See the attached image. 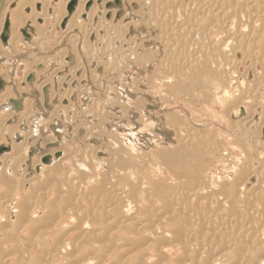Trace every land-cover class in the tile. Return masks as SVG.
Returning a JSON list of instances; mask_svg holds the SVG:
<instances>
[{"label":"bare ground","instance_id":"1","mask_svg":"<svg viewBox=\"0 0 264 264\" xmlns=\"http://www.w3.org/2000/svg\"><path fill=\"white\" fill-rule=\"evenodd\" d=\"M52 1L53 0H0L1 39L3 35V27L8 22L10 24V37L8 44L0 46V53L7 51L8 53L12 52V54L19 53L20 45L18 44H20L21 40L20 32H22L21 30L24 27H26V29H23V31H26L33 37V41L30 42L31 39L29 40L30 47H32V45H35L36 47L38 45L36 43H40V41L37 40V42L34 43V40L36 41L41 32H43L41 27L44 26V24H49V19L47 17L51 8L50 6H53ZM72 3H74V6L70 11L69 7ZM39 5L40 7L38 8ZM58 5V7H54V11L52 9L54 12L52 15H54L55 18H58L59 21L57 22H59V24H62L67 20L68 25L66 26L68 27L71 25L76 28L80 23L89 25V27H86L85 25L84 27L78 26L76 28L78 30L77 34L74 31V28L73 30H70L71 32H75L71 39H69L70 41L72 40L69 44H71L70 46H73L74 50H76L77 56L75 55L74 57L72 55L76 63L84 60L89 66L90 63L95 64V60L89 58V52L87 53V50L85 51L86 48L84 49L85 38H94L95 43L100 46H103L104 44L110 45V57L111 54L113 55V53H117L114 50L119 49V47H117L118 44L122 47L125 45V41L127 44L128 42L133 43L134 40L131 38H134L142 42V44L147 43L146 50H149V52L150 50H158V52H161L162 56L164 52H172L175 54V57L176 55L179 56L180 54H186L184 60L188 61V63L193 66L195 65L196 68L198 67L196 66L198 65V62L201 60L203 61L202 58H205V61H203L205 65L203 64L202 66H205L208 70L206 71L212 79L218 80V82L224 86L225 93L221 89L222 92L227 96L229 89H231V92L238 96L236 98L238 100H235L237 103L235 101L233 102L236 103L235 105L230 103L233 106H229L230 109H227L225 115L228 114L227 116L229 119L233 120V123L230 120V137L231 139L233 137V139H236L242 145L244 153L241 154V157L237 156L238 158H235L234 162L231 161V171L233 173H230L232 177L231 179H226L227 176H224L222 172H216L218 178L217 181L211 179L207 174L208 171H204L205 167L203 166L204 168L202 167L199 169L198 165H200L199 163L204 159L203 157H208L209 161V155L214 154L215 151L214 153H208L207 155H205L204 152H210L211 147H214L216 144L212 143V146L211 143L210 145H206L205 143H207V140L205 142V137L203 138L201 136L202 141L205 142H203L205 146L200 144L202 148L205 149L204 152L203 150L201 151L198 149L199 146H196L198 145L199 142L197 141H199L198 139L200 138H196L197 144H194L196 148L194 145L192 147H189L191 145L184 146L185 143L182 145L179 144V142L180 139L183 140V138L186 137V135L184 136L185 133L182 138L181 136L180 139L178 138L179 142L177 144H179L180 147H178L179 145L176 147L170 143L166 144L168 142L167 139L173 141L179 134L174 131L176 127L173 130L170 125L174 123V120L176 123V120L178 119L174 118L171 123V119L168 117L170 115L168 113V116L164 115L166 125L163 127H167V131H169V129L172 131H169L171 133H168L169 136L162 131L158 133L163 138L165 137L167 141L165 143L166 145L161 144L164 148L160 149L158 153L160 156H164L162 154H165L167 157H169L170 153V157H173V161L170 160V163L167 162L166 165H163L162 162L167 160H165V156L161 157L163 158V161L161 160V166H164V170L163 172H159L163 169L161 167L160 170L155 172L161 175L165 174L168 169L172 174L177 175L178 173L179 175L175 176L176 178L174 179V182L158 184L156 181L149 182V180L139 178L141 175L138 173L137 174L140 175L139 177L133 176V170H127L126 173H123V170L126 169V161L123 162L125 163V166H123L120 159L121 161H124V159H122V157L119 158V155V157H116L114 154H109L110 156L108 155L109 157L114 155L112 158L114 161H112L111 164L112 168L109 164L108 172L104 173L103 176L101 175L102 177H95L92 174L94 173V171L92 172V166H94L93 162L91 163L89 161V166L87 165V162L81 163L82 160L78 162V157L82 156L81 153H84V155L91 153L92 160L99 157V161L101 162L109 159L106 152H103L107 149L100 148L99 139L94 141L95 144H90L91 147H83V144V146H81L73 143L72 139L77 137L76 133H78V129L76 127L74 128L73 123V126H70V128L64 126V111L58 108L59 106L65 105H63V102H70V100L65 99L66 96L64 94L70 89L67 87V89H64L65 92H62V89L60 92H53L54 84L50 82L46 83L42 80L43 78H48L50 76H47L49 68H44V64H42L44 67L33 72L34 80L31 84H22V82H24V80H22L18 85L17 83L2 79L4 82V91L0 93V107L4 106V110H10V113L12 114H8L9 116L6 118H3V115L0 116V122H3L4 124L5 122H9L10 125V130H6L5 132L8 134L7 136H4V133L1 132V130H3L1 129L3 125L0 127V148H6V151L0 153V264H264V94L262 95L259 93L261 90L260 88L264 87V0H58ZM8 7L12 8H10L11 11L7 10ZM28 10H30V13H28ZM46 28L43 30H47ZM141 30L143 32H140ZM65 34H67V31ZM131 35L133 37H131ZM43 38L46 37L43 36ZM56 42H58V40ZM59 42L55 44L58 45ZM95 43L93 45H96ZM167 43H170V48L166 46ZM64 45L65 42L63 43V46ZM138 45H135L136 48ZM93 47L95 48V46ZM136 48L133 49V53H135ZM154 51L153 53L155 54ZM78 53H81L79 54L80 56H78ZM153 53L151 52L150 54ZM59 54L62 53L59 52ZM27 55L26 57L29 59ZM32 55V58H34L35 55H39L41 58L40 61L44 63L51 61L50 58L43 57V53L41 55L39 53H34ZM52 56L57 57L55 54ZM240 56H242V60H240L241 58L239 59ZM175 57L174 60L176 61ZM52 59L54 61V58ZM166 59L167 58L165 57V61ZM35 60L36 59H34V61ZM182 60H180V62ZM106 61L105 58L104 62ZM248 61H253L252 67L255 66V69H260L259 78L261 82L256 84L257 80H254L255 83L253 84L252 82L253 86L251 88H247L248 86L245 87V79L244 81H241L244 78L241 73L242 68ZM114 62L113 67L115 65ZM97 63L98 62H96V64ZM39 64H41V62ZM73 64L75 63H72V65ZM82 65L85 64L82 63ZM98 65L106 67V63H99ZM59 66H61V64ZM110 68H108L109 73ZM161 68L159 69L161 70ZM192 68H190L191 71H193ZM120 70L122 71L125 69L122 68ZM200 71H202V69ZM200 71H198V73ZM76 72L80 73L79 69L73 68L67 73L68 75L65 77L63 75L64 78L61 79L65 80L68 77L67 85L69 82L71 83V80L73 81L75 79ZM118 72L120 71L118 70ZM83 73L84 72L80 73L81 82L86 86L92 85L93 81H90L91 79L89 76L90 80L86 78L85 75H82ZM177 74L180 73L178 72ZM208 74H204L205 78L206 76L208 77ZM26 76H29V74ZM100 76L98 77L100 78ZM98 77L97 79H99ZM39 79L41 82H38ZM50 79L51 78L49 77L46 81H49ZM181 79L183 80L182 74L180 80ZM184 79L186 81V77ZM205 80H207V78ZM74 81L79 80L77 79ZM108 81H110V79ZM135 84L137 85L136 82ZM55 86H60V88H62V81H58ZM93 86H91V88ZM187 86L189 85L187 84ZM45 88L49 89L48 103L53 105V108L50 111L46 110V100L44 96ZM76 88H78V86ZM34 89H36L38 93L37 98L30 97V94ZM96 89L97 88L94 87L93 90ZM78 90H80V88ZM188 94L187 96H189ZM97 95L95 97H97ZM182 95L184 96L183 93ZM193 97L195 98V96ZM189 98L191 99V97ZM12 100L20 102V111L14 110V103H11ZM85 101H89L88 97H86ZM33 104H36V108L33 107ZM102 105L104 104L102 103ZM68 106L69 105H66L65 107L67 108ZM251 106L253 107V111L249 110ZM197 109L199 110V108H196V110ZM44 112L47 116L43 115ZM206 112H208V110ZM83 113L80 112L81 115ZM83 115L84 116H81L82 120H86L84 118L88 115ZM219 115L220 114H218V116ZM77 116L78 115H76V117ZM237 117H241V120H238L239 122H242L241 125L239 124L242 128L241 130H236L237 128L235 129L233 126ZM160 118L152 117V119H154L152 123H156L158 120L161 121ZM103 119L104 118L102 117V120ZM36 121L37 123H35ZM179 121L180 120L177 122L179 123ZM32 124L36 127L32 128ZM45 124L46 126L50 124L47 131L50 133L52 132V140L47 141L44 138L45 132L43 133V128L42 131L38 133L40 125L44 127ZM174 124L172 126H176ZM194 124L195 126L197 125L196 123ZM51 125L54 127H51ZM187 126L189 127L190 125L188 124ZM194 127L193 130L195 131ZM199 127L197 128L200 129ZM201 128L203 129V127ZM66 129L68 132H66ZM186 129L188 130V128ZM176 130L178 131V129ZM189 131L185 132L189 135ZM183 132L184 131H181V133ZM57 133L59 137L56 136ZM83 133L85 132L80 130V136ZM94 133L95 132L88 131L87 136L84 134V137L88 140L93 139ZM188 135L186 137L187 139L190 137H188ZM191 138L189 140H191ZM106 139L107 138H105V140ZM110 142L112 141L110 140L109 143ZM100 143L102 142L100 141ZM105 143H107V140ZM111 145L112 144L110 143V147H112ZM113 148L115 149V147ZM120 149L118 153H120ZM121 150L123 151L124 149ZM115 151H118V149ZM131 153L132 152H130V154ZM154 153L155 152H152V154ZM218 154H220V152ZM94 156L97 158H94ZM45 157L50 158L48 163L44 162ZM125 157L127 156L125 155ZM167 157L166 159H168ZM131 159H133V156ZM222 160H225V158ZM110 161L107 163H111ZM68 162H73V165H76L78 171H84L88 174L84 176L82 183L78 184L77 182H70L66 185H61L60 182H58L60 174L68 175L73 170L71 168L68 169L69 166L67 168L65 167V164ZM215 162H213V164H215ZM128 163L131 162L129 161ZM135 163L137 164L138 162ZM157 163L159 164V162ZM138 165L140 166L139 163ZM95 166L97 167V164ZM148 166L146 163L145 167ZM129 167H127V169ZM133 167L134 165L131 169H133ZM117 169H120L122 172ZM154 170H156V168ZM46 172L52 173L54 176V180H52V183L49 186L47 183L42 182V175ZM84 172L82 173L85 174ZM142 172L144 173V170ZM236 172L237 174L234 175ZM17 176L20 178L19 180H17ZM144 176L146 177L147 174H144L141 177L145 178ZM46 180L48 181V179ZM50 182L51 181L48 183ZM252 183H254V185L249 187ZM51 189H56L59 194H62L60 200H58V203L62 202L59 204L61 205L60 210L56 208V205L58 204L56 201L47 200ZM58 192H56V196H58ZM42 194L45 195V198L42 197V205L40 206L47 209L46 216L44 218L42 216L34 218L35 211L39 207L38 201ZM69 222L75 224L72 230L76 232L77 236L74 241L73 238L75 237L71 239L72 242L69 241L70 243L66 244V239L69 238V233H67V231L69 232V230H67L66 233H63V230L65 229H63V227Z\"/></svg>","mask_w":264,"mask_h":264},{"label":"rangeland","instance_id":"2","mask_svg":"<svg viewBox=\"0 0 264 264\" xmlns=\"http://www.w3.org/2000/svg\"><path fill=\"white\" fill-rule=\"evenodd\" d=\"M53 3V6H50V10L48 12V19L47 21L49 22V26L48 25H45L41 27V30L43 32H41V36L39 35L38 38L36 39V41L34 40V43L37 42V40L40 41L37 42L36 44H38L36 47L35 45H32V47H30V42L33 41V37L30 36V39L26 38L25 35H23V29H26V27H24L20 32V51H18L19 53H14L12 54V52H1L0 53V81H2V79H6L10 82H14V83H17L19 85V83L24 80V82H22V84L24 83H28V76H26L27 74H33V72L35 71H38L41 67H44L42 64L45 65L44 68H49V71L47 72V76H49L51 79L49 81H46L49 79V77H45L43 78V82H50L53 85V92L57 93L60 92V90L62 89V92H65L64 89H67V87L71 90H67L64 94L66 96L65 99L67 100H70V102L68 101H65L63 102V105L64 106H59L58 108L59 109H62V111H64V120H65V123H64V126L66 128H70V126H73L74 125V128L76 127L78 130V133H76V136L77 137H74L72 140H73V143L75 144H79L83 147H91V145L94 143L95 144V140L96 139H99V144H100V148H104V149H107V150H104L103 152H106L107 156L109 154H114L116 157H119L122 159H124V161L120 159V162H125L123 163V166H125V170H123L122 168H120L121 170H123V173L127 172V170H133V176H137L139 177L140 175H146L150 178H148L147 176L145 178L143 177H139V178H142V179H145V180H149V182L151 181H156L158 184H162V183H172L174 182L175 180V176L179 175L177 173L176 174H172L170 171H167L165 172V174H158L157 172L155 171H158L161 169V167L163 168L164 166H161L162 164L163 165H166L167 162H169L170 160H172L173 157H170L171 154L169 153V157H167V155L165 154H162L165 156V160L167 161H163V158L161 157H164V156H160L158 151H160V149H163L164 147L161 146V144H173L175 145L176 147L179 145V144H184V146H189V147H192L194 144H197L196 146H199L198 149H200L201 151L203 150V152L205 151L204 148H202V146H205L206 145H210L211 143V146L213 144H216L214 145V147L212 146L211 147V151L210 152H204L205 155H207L208 153L211 154V153H215L214 154H211L209 155V161H208V157H203L202 161L199 163L200 165H198L199 169H201L203 166L204 168V171L207 172L208 171V176L213 179V180H218L217 178V173L216 172H222V174L224 176H227L226 179H231V174L232 173V162H234L235 158H238V157H241V154L244 153V149L242 148V145L236 140V139H231L230 137V130H229V127L231 126L230 123L232 121L233 123V120L232 119H229V117L227 116L228 114L225 115V113H227V109L229 108L230 109V105L231 107L233 105H235L237 102L238 99H236L238 96H236V94H234L233 92H231L232 90L229 89V93L228 95L226 96L224 93H225V88H223L224 86L218 82V80L216 79H212L210 77V75L208 74V70L205 68V66L203 67L202 65L204 64L203 61H205V58H202L203 61L201 60L200 62H198V66L197 68L195 67V65H191L190 63H188V61L184 60L185 59V55H182L180 54L179 56L176 55L175 57V54H173L172 52H164L163 53V56L161 55V52H158V50L154 51L155 54L153 53L152 50H146V44H142V42L138 41L137 39H134V38H131L132 40H136L135 42L133 41V43L131 42H128V44L126 43L125 41V45L120 47L119 44L117 45V47H119V49H115L114 51L117 52V53H113V55L111 54V57H110V45L108 44H104L103 46H100L98 45L97 43H95V39L94 38H85L84 40V49L85 51L90 55L89 58H92L95 60V64L94 63H90V66L87 65L84 60L82 61H78V63H76V61L73 59V56L75 57V55L77 54L76 53V50H74L73 46L71 47L69 44V42H71L69 39H71V37L75 34H77L78 30L76 29L78 26H83L84 25L86 27H89L88 24H85V23H80L76 26V28H74L75 26H66L68 25L67 24V20L64 22V23H60L57 22L59 21L58 18H55L54 15H52L54 12V7H58V0H53L52 1ZM184 3V1H183ZM40 7V5L38 6V8ZM11 7H8V11H11L10 9ZM53 9V11H52ZM52 12V13H51ZM28 13H30V10H28ZM51 20V21H50ZM39 22V21H38ZM42 24V23H41ZM43 25V24H42ZM48 26V27H47ZM59 26V27H58ZM47 27V28H46ZM65 27V28H64ZM67 27V28H66ZM4 28L5 26L3 27V32H4ZM44 28H46L47 30H43ZM74 28V31H70V30H73ZM69 31H68V30ZM55 30V31H54ZM49 31V32H48ZM66 33L67 31V34ZM52 32V33H50ZM54 32V33H53ZM62 32V33H60ZM140 32H143L142 30ZM43 34V35H42ZM53 34V35H52ZM72 34V35H71ZM132 34V32H131ZM157 34V33H156ZM159 34V33H158ZM63 35V36H62ZM103 35V34H101ZM46 37V38H43ZM138 36V35H137ZM32 37V38H31ZM53 37V38H52ZM61 37V38H60ZM131 37H133L131 35ZM51 38V40H50ZM49 39V40H48ZM66 39V40H65ZM23 40V41H22ZM30 40V42H29ZM45 40V41H44ZM55 40V42H54ZM58 40L59 44H55V43H58L56 42ZM22 41V42H21ZM93 41V42H92ZM26 42V43H25ZM44 42V43H42ZM65 42V45L63 46V43ZM74 42V41H73ZM28 43V44H27ZM52 45H51V44ZM96 44V45H93V44ZM131 45H130V44ZM137 43V44H136ZM139 43V45H138ZM141 43V45H140ZM24 44V45H23ZM49 44V45H48ZM62 44V45H61ZM91 44V45H90ZM129 46H127V45ZM4 46L3 42H2V39L0 37V46ZM45 45V46H43ZM67 45V46H66ZM90 45V46H89ZM134 47H133V46ZM135 45H138L137 48ZM29 46V47H28ZM34 46V48H33ZM61 46V47H60ZM95 46V48L93 47ZM132 46V47H131ZM168 48H170V43H167L166 45ZM48 47V48H47ZM59 47V48H58ZM98 47V48H97ZM103 47V48H102ZM125 47V48H124ZM139 47V48H138ZM141 47V49H140ZM145 47V48H144ZM31 48V49H30ZM61 48V49H60ZM66 50H65V49ZM100 48V50H99ZM102 48V49H101ZM130 48V49H128ZM134 48L135 49V53L134 52ZM143 48V49H142ZM29 49V51H28ZM48 49V50H47ZM52 49V51H51ZM55 51H54V50ZM60 49V50H58ZM72 49V50H71ZM92 49V50H91ZM96 49V50H95ZM98 49V51H97ZM122 49V50H121ZM31 50V51H30ZM37 50V51H35ZM42 50V51H41ZM104 50V51H103ZM106 50V51H105ZM117 50V51H116ZM129 50V51H128ZM141 50V51H140ZM56 51H59L60 53L62 54H59V52H56ZM63 51V52H62ZM67 51V52H66ZM92 51V52H91ZM96 51V52H95ZM121 51V52H120ZM16 52V51H15ZM30 52V53H29ZM65 52V53H64ZM73 52V53H71ZM102 52V53H100ZM106 52V53H105ZM123 52V53H122ZM140 52V53H139ZM153 53V54H150V53ZM158 52V53H156ZM34 53H39L40 55L43 53V57H46V58H50L51 61H48V62H42L40 61L41 58L39 55H35L34 58L32 54ZM48 53V54H47ZM57 55V57L55 56H52V55ZM166 53H167V56H166ZM2 54V55H1ZM17 54V55H16ZM25 54V55H24ZM28 54V55H27ZM30 54V55H29ZM47 54V55H45ZM79 54L81 53H78V56H80ZM102 54V55H101ZM119 54H122V55H119ZM140 54V55H139ZM145 54V55H144ZM159 54V55H157ZM5 55V56H4ZM8 55V56H7ZM23 55V57H22ZM26 55L29 57V59L26 57ZM51 55V57H50ZM73 55V56H72ZM129 55V56H128ZM13 56V57H12ZM32 56V57H31ZM59 56V57H58ZM65 56V57H64ZM72 56V57H71ZM77 56V55H76ZM104 56V57H102ZM120 56V57H118ZM122 56V57H121ZM141 56V57H139ZM161 56V57H159ZM178 56V58H177ZM10 57V58H9ZM19 57V58H18ZM21 57V58H20ZM25 57V58H24ZM39 57V58H38ZM97 57V59H96ZM101 57V58H100ZM110 57V58H109ZM165 57L167 58L166 61H165ZM171 57V58H169ZM174 57L176 59V61L174 60ZM27 58V59H26ZM38 58V59H37ZM54 58V61L53 59ZM60 58V59H58ZM64 58V59H63ZM105 58H106V62L105 61ZM119 58V59H118ZM164 58V59H162ZM241 58V59H240ZM34 59H36L34 61ZM183 59V60H182ZM240 60H242V56L239 57ZM28 60V61H27ZM31 60V61H30ZM62 60V62H61ZM104 60V61H102ZM110 60V61H108ZM124 60V61H123ZM168 60V61H167ZM180 60H182L180 62ZM116 63H115V62ZM174 61V62H173ZM23 62V63H22ZM41 62V64L39 63ZM67 62V63H66ZM71 62V63H70ZM96 62H98L96 64ZM111 62V63H110ZM113 62H114V67H113ZM129 62V63H128ZM158 62V63H157ZM161 64H160V63ZM184 62H187V63H184ZM251 62V63H250ZM29 63V64H28ZM31 63V64H30ZM34 63V64H33ZM37 63V64H36ZM54 63V64H53ZM65 63V64H63ZM72 63H75L72 65ZM85 64V65H82ZM102 64V63H106V67L105 66H99L98 64ZM118 63V64H117ZM167 63V64H165ZM180 65H179V64ZM202 63V64H201ZM253 61H248L244 67L242 68V75L244 76V78L241 80V81H244L245 79V87L247 88H251L253 86V84L255 83L256 81V84L260 83V69H255L253 66ZM27 64V65H26ZM61 64V66H59ZM123 64V65H122ZM160 64V66H159ZM174 64V65H173ZM4 65V66H3ZM41 65V66H40ZM56 65V66H55ZM71 65V66H69ZM76 65V66H74ZM80 67H79V66ZM94 65V66H93ZM97 65V66H96ZM104 65V64H103ZM108 65V66H107ZM190 68L193 69V71L190 70ZM205 65V64H204ZM15 66V67H14ZM28 66V67H26ZM30 66V67H29ZM48 66V67H47ZM69 66V67H68ZM74 66V67H73ZM78 66V67H77ZM82 66V67H81ZM93 66V67H92ZM96 66V67H95ZM178 68H177V67ZM181 66V67H180ZM11 67V68H9ZM65 67V68H64ZM88 70H86L85 68ZM88 67V68H87ZM96 69H95V68ZM105 67V68H104ZM111 67V68H110ZM118 67V68H116ZM162 67V68H161ZM188 67V68H187ZM200 67V69H199ZM30 70H29V69ZM56 70H55V69ZM63 68H64V71H63ZM68 68V69H67ZM73 68H78L79 69V72H84L82 75H85L86 78L89 79L90 77V81H93L92 85H88L90 86H86L84 83L81 82V79H80V73H77L76 72V76L73 78L74 80H79V81H72L71 80V83L69 82L67 85L66 83L68 82L67 79L65 80H62L66 75H68L67 73H69ZM91 68V69H90ZM98 68V70H97ZM100 68V70H99ZM110 68V73L108 72ZM124 68L125 70H120ZM128 68V69H126ZM148 70H147V69ZM161 68V70L158 69ZM168 68V70H167ZM195 68V69H194ZM53 69V71H52ZM61 69V71H60ZM90 69V70H89ZM157 69V70H156ZM170 69V70H169ZM176 69V70H175ZM202 69V71H200ZM203 69H204V72H203ZM15 70V71H14ZM85 70V71H84ZM93 70V71H92ZM95 70V71H94ZM118 70L120 72H118ZM187 70V71H186ZM195 70V71H194ZM197 70V72H196ZM207 70V71H206ZM246 70V71H245ZM7 71V73H6ZM12 71V72H11ZM29 71V72H28ZM55 71H58V72H55ZM114 71V73H113ZM149 71V72H148ZM152 71V73H151ZM154 71V72H153ZM164 71V72H163ZM166 71V72H165ZM169 71V72H168ZM173 71V72H172ZM177 71V72H176ZM184 71V72H183ZM198 71H200L198 73ZM28 72V73H27ZM98 72V73H96ZM102 72V73H100ZM168 72V73H167ZM180 73V74H177V73ZM183 72V73H181ZM190 72V73H189ZM192 72V73H191ZM207 72V73H206ZM246 72V73H245ZM65 73V74H64ZM88 73V74H86ZM147 73V74H146ZM164 73V74H163ZM175 75H174V74ZM198 73V74H197ZM204 73L205 75L208 74V77L206 76L207 80H205V75L202 74ZM245 73V74H244ZM5 74V75H4ZM14 74V75H13ZM53 74V75H52ZM93 74V75H92ZM98 74V75H97ZM103 74V75H102ZM107 74V75H105ZM114 74V76H113ZM146 74V75H145ZM181 74L183 76V80L181 79L180 80V77H181ZM186 77V81H185V77ZM193 76H192V75ZM251 74V75H250ZM7 75V76H6ZM64 75V77H63ZM79 75V76H77ZM102 75V76H100ZM109 75V76H108ZM113 77H112V76ZM118 77H117V76ZM179 75V76H177ZM53 78H52V77ZM89 76V77H88ZM100 76V78L98 77ZM108 76V77H107ZM116 76V77H115ZM122 76V77H121ZM154 76V77H153ZM159 76V77H158ZM197 76V77H196ZM203 76V77H202ZM58 77V78H57ZM92 77V78H91ZM97 77L99 79H97ZM105 77V78H104ZM107 77V78H106ZM112 77V78H111ZM120 77V78H119ZM153 77V78H152ZM163 77V78H162ZM175 77V78H174ZM177 77V78H176ZM62 78V79H61ZM77 78V79H76ZM179 78V79H178ZM248 78V79H247ZM257 78V79H256ZM107 79V80H106ZM110 79V81H108ZM115 79V80H114ZM144 81H143V80ZM176 79V80H175ZM200 81H198V80ZM201 79V80H200ZM210 79V80H209ZM259 79V80H258ZM40 80V79H39ZM38 82H41V80ZM62 81V88H60V86H55L57 85V82L58 81ZM106 80V81H104ZM205 80V81H203ZM255 80V81H254ZM70 81V80H69ZM103 81V82H102ZM138 81V82H137ZM155 81V82H154ZM185 83H183V82ZM79 84H78V83ZM111 84H110V83ZM135 82L137 83V85L135 84ZM157 82V83H156ZM182 82V83H181ZM205 82V83H204ZM253 82V84H252ZM73 83V84H72ZM77 83V84H76ZM81 83V84H80ZM189 86H187V84ZM199 83V84H197ZM83 84V85H82ZM132 84V85H131ZM178 84V85H177ZM203 84V85H202ZM255 84V85H256ZM59 85V84H58ZM68 85H71V86H68ZM80 85V86H79ZM94 85V86H93ZM106 85V86H104ZM112 85V87H111ZM161 85V86H160ZM197 85V86H196ZM254 85V86H255ZM262 85V84H261ZM260 85V86H261ZM66 86V87H65ZM78 86V88H76ZM83 86V87H82ZM91 86H93L92 88L94 89V87H96L97 89L96 90H93L91 88ZM105 88H104V87ZM108 86V87H107ZM151 86V87H150ZM166 86V87H165ZM178 86V87H177ZM193 86V87H192ZM195 86V87H194ZM199 86V87H198ZM205 86V87H204ZM59 89H58V88ZM87 89H85V88ZM102 89H101V88ZM135 87V88H134ZM209 87H210V90H209ZM74 88V89H73ZM80 88V90H78ZM89 88V89H88ZM180 88H183V89H180ZM212 88V89H211ZM83 91H82V90ZM92 89V90H91ZM101 89V91H100ZM106 89V90H105ZM194 89V90H193ZM201 89V90H200ZM205 89V90H204ZM216 89V90H214ZM223 92H222V90ZM261 90L259 91L260 94H264V87L260 88ZM2 91H0V93H2L4 91V88L0 89ZM89 90V91H88ZM114 90V91H113ZM173 90V91H172ZM196 90V91H195ZM200 90V91H199ZM208 90V91H206ZM220 90V91H219ZM71 93H70V92ZM76 91V92H75ZM87 93H86V92ZM103 91V92H102ZM106 91V92H105ZM202 91V92H201ZM214 91V92H213ZM69 92V93H68ZM73 92V93H72ZM84 94H83V93ZM104 94L102 95L101 94ZM111 92V93H110ZM119 92V93H118ZM123 92V93H122ZM179 92H182L184 94V96L182 95V93H179ZM186 92V94H185ZM189 92V94H188ZM191 92V93H190ZM209 92V93H207ZM82 93V94H81ZM117 93V95H116ZM67 94V95H66ZM74 96H73V95ZM89 94V95H88ZM93 94V95H92ZM98 94V95H97ZM101 94V95H100ZM175 94V95H174ZM181 94V95H180ZM187 94L189 96H187ZM215 94V95H214ZM80 95V96H79ZM82 95V96H81ZM86 95V96H84ZM97 95V97H95ZM68 96V97H67ZM69 96H72V97H69ZM93 96V97H92ZM100 96V97H99ZM115 96V97H114ZM195 96V98L193 97ZM197 96V98H196ZM204 96V97H203ZM236 96V97H235ZM75 97V98H74ZM86 97H88V102L85 101ZM95 97V98H94ZM191 97V99L189 98ZM208 97V98H207ZM69 98V99H68ZM110 98V99H109ZM112 98V99H111ZM131 98V99H130ZM202 98V99H201ZM212 98V100H211ZM31 99V98H30ZM78 99V100H77ZM96 99V101H95ZM103 99V100H102ZM107 99V100H106ZM186 99V100H185ZM204 99V100H203ZM209 99V100H208ZM32 100V99H31ZM92 100V101H91ZM101 100V101H100ZM141 100V101H140ZM199 100V101H198ZM204 102H203V101ZM236 100V101H235ZM94 101V102H93ZM198 101V103H197ZM213 101V102H212ZM236 102V103H233V102ZM68 104H67V103ZM77 102V103H76ZM93 102V103H92ZM142 102V103H141ZM151 102V104H150ZM62 103V102H61ZM71 106H70V104ZM102 103L104 105H102ZM106 103V104H105ZM188 103V104H187ZM207 103V104H206ZM215 103H218V104H215ZM232 103V104H230ZM78 104V105H77ZM85 106H84V105ZM90 104V105H89ZM150 104V105H149ZM153 104V105H152ZM204 104V106H203ZM214 104V105H213ZM66 105H69L67 108L65 107ZM139 105V106H137ZM141 105V106H140ZM143 105V106H142ZM203 107H202V106ZM207 105V106H206ZM223 105V106H222ZM80 106V108H79ZM120 106V107H119ZM206 106V107H205ZM33 107L36 108V104H33ZM192 107V108H191ZM81 110H79V109ZM101 108V109H100ZM103 108V109H102ZM150 108V109H149ZM157 108V109H156ZM196 108H199V110ZM210 108V109H209ZM45 109V107H44ZM58 109V111H59ZM66 109H67V112H66ZM83 109V110H82ZM100 109V110H99ZM216 109V110H215ZM228 109V110H229ZM253 107L251 106V108H249V110H252ZM15 110V109H14ZM208 110V112H206ZM213 110V111H212ZM215 110V111H214ZM5 111V112H4ZM83 114H86L88 116H86V120H82V117L81 116H84L83 114L81 115L80 112ZM92 111V112H91ZM104 111V112H103ZM157 111V112H156ZM160 113H159V112ZM204 111V112H203ZM210 111V113H209ZM222 111V112H221ZM224 111V112H223ZM253 111V110H252ZM11 111H7V110H4V106H1L0 107V116L3 115V118H6L7 116L11 115L12 113H10ZM73 112V113H72ZM110 112V113H109ZM155 112V113H154ZM214 112V113H212ZM220 112V113H219ZM229 112V111H228ZM251 112V111H250ZM99 113V114H98ZM106 113V114H105ZM166 113V114H165ZM168 113L169 115L171 116H168ZM201 113V114H200ZM217 113V114H216ZM9 114V115H8ZM75 114V115H74ZM98 114V115H97ZM156 114V115H154ZM163 114V115H161ZM176 114V115H175ZM218 114H222L221 116ZM248 114H251V113H248ZM76 115H78L76 117ZM81 115V116H80ZM103 115V116H102ZM154 115V116H153ZM167 115L170 119H171V123L173 122L174 118L175 119H178L180 120L179 123L177 122L178 120H176V123H175V120H174V123L170 124L171 125V128L174 130V128L176 127V129H178V131L175 129L174 131H176V133L179 135H177V138H175L173 141L171 139H167L168 142L166 141V138L160 136L158 133L159 131H163V132H168L170 133L169 131H172L170 130L169 128V131H167V127H163L165 126V119L164 117ZM175 115V116H173ZM198 115V116H197ZM200 115V116H199ZM206 115V116H205ZM210 115V116H209ZM215 115V116H214ZM75 116V117H74ZM92 116V117H91ZM99 116V117H98ZM159 116V117H158ZM213 116V117H212ZM81 117V118H79ZM96 117V118H95ZM102 117L104 118L102 120ZM145 117V118H144ZM151 117V118H150ZM152 117H156V118H160V120H158L155 124L152 123V121L154 119H152ZM163 117V118H162ZM227 117V118H226ZM69 118V119H67ZM99 118V119H98ZM149 118V119H148ZM192 118V119H191ZM241 118V117H240ZM239 117L236 118V120L234 121V124L233 126L235 127L236 130L238 129H242L240 127L241 123L242 122H239L241 119ZM80 119H81V123H80ZM152 119V120H151ZM163 119V120H162ZM199 119V120H198ZM240 119V120H239ZM75 120V121H74ZM99 122H98V121ZM102 120V121H101ZM195 122H194V121ZM201 120V121H200ZM231 120V121H230ZM239 120V121H238ZM86 121V122H84ZM182 121V123H181ZM238 121V122H237ZM76 122V123H75ZM91 122V123H90ZM101 122V123H100ZM104 122V123H103ZM37 123V121L35 122ZM73 123V125H72ZM79 123V124H78ZM100 123V124H99ZM103 123V124H102ZM164 123V124H162ZM196 123L197 125L195 126ZM205 123V124H204ZM69 126H67V125ZM89 124V126H88ZM176 125V126H172V125ZM190 125L189 127L187 125ZM191 124H194V125H191ZM199 124V125H198ZM240 124V125H239ZM3 125V127H2ZM5 125V126H4ZM50 125V124H49ZM48 125V126H49ZM76 125V126H75ZM83 125V126H82ZM96 125V126H95ZM97 125H100V126H97ZM183 125V126H182ZM48 126H46V124L44 125V127L42 125H40V130L38 133H40L42 131V128H43V133H44V138L48 141V140H52V132H48ZM82 126V127H81ZM94 126V128H93ZM196 128H195V127ZM200 126V127H199ZM0 127H2L1 129V132L4 133V136H7L8 134H6V130H10V125H9V122H5V124L3 122H0ZM36 126L34 124H32V128H35ZM98 127V128H97ZM192 127V128H191ZM193 127L195 129V131L193 130ZM197 127H199L200 129H198ZM203 127V129L201 128ZM222 127V128H220ZM240 127V128H238ZM6 128V129H5ZM83 128V129H82ZM188 128V130L186 129ZM191 128V129H190ZM210 128V130H209ZM226 128V129H225ZM97 129V130H96ZM157 129V131H156ZM161 129V130H160ZM222 129V130H221ZM80 130H83V133L81 136H80ZM149 130V131H148ZM166 130V131H164ZM190 130V131H189ZM198 130V131H197ZM216 130V131H215ZM228 130V131H227ZM65 131V129H64ZM90 131V132H95L94 135H93V139H90L88 140L87 138L84 137V134L85 136H87V132ZM99 133H98V132ZM101 131V132H100ZM181 131H184L183 133H181ZM185 131H189V135L187 132ZM204 131V132H203ZM209 131V132H208ZM226 131V132H225ZM243 131V130H242ZM8 132V131H7ZM66 132H68V130L66 129ZM198 132V134H197ZM216 132V133H215ZM229 132V133H227ZM245 132V131H243ZM48 133V134H47ZM133 133V134H132ZM185 133V134H184ZM215 133V134H214ZM227 133V134H226ZM78 134V135H77ZM102 137H101V135ZM111 134V135H110ZM152 134H155V135H152ZM183 134L184 136L188 135V139L186 137L182 139H180V136L181 138L183 137ZM192 134V135H191ZM197 134V135H196ZM204 134V135H202ZM219 134V136H218ZM226 134V136H225ZM229 134V135H228ZM66 135V133H65ZM154 137H152V136ZM214 135V136H212ZM216 135V136H215ZM224 137H223V136ZM83 136V137H82ZM96 136V137H95ZM111 138H110V137ZM156 136V137H155ZM194 136V137H193ZM196 136V137H195ZM199 136V137H198ZM205 139V142L207 140V143H205L204 141H202V137ZM212 136V137H211ZM113 137V138H112ZM135 137V138H134ZM162 137V138H160ZM192 137V138H191ZM219 137V138H217ZM79 138V139H78ZM85 138V140H84ZM102 140H101V139ZM105 138H107V143ZM133 138V139H132ZM159 138V140H158ZM180 139V142H179V139ZM191 138V140H189ZM195 138V139H194ZM196 138H200L198 139L199 141H197ZM209 138V139H207ZM217 138V139H215ZM120 139V140H119ZM177 139V141H176ZM193 139V140H192ZM222 139V140H221ZM231 139V140H230ZM84 140V141H83ZM105 140V141H104ZM112 141L110 142L112 145V147H110V143L109 141ZM117 140V141H116ZM148 142H147V141ZM209 140V141H208ZM216 140V141H215ZM226 140V141H224ZM16 141V140H15ZM82 141V143H81ZM90 141V142H88ZM100 141L102 143H100ZM151 141V142H150ZM165 141V142H164ZM176 141V142H175ZM194 141V142H193ZM197 141V142H196ZM202 141V142H200ZM212 141V142H211ZM221 141V142H220ZM230 141V142H229ZM154 142V143H153ZM167 142V143H166ZM175 142V143H174ZM179 142V144H177ZM187 142H188V145H187ZM196 142V143H195ZM205 144H204V143ZM209 142V143H208ZM220 142V143H219ZM227 142V143H225ZM81 143V144H80ZM116 143V144H114ZM121 143V144H120ZM128 143V144H127ZM149 143V144H148ZM159 143V145H158ZM166 143V144H165ZM213 143V144H212ZM225 143V145H224ZM74 144V145H75ZM83 144V145H82ZM86 144V145H85ZM91 144V145H90ZM103 144V145H102ZM119 144V145H117ZM154 144V145H153ZM156 144V145H155ZM202 146H201V145ZM150 145V146H149ZM163 145V146H164ZM222 145V146H221ZM230 145V146H229ZM105 146V147H104ZM122 146V147H121ZM196 146L194 145V147L196 148ZM225 146V147H224ZM115 147V149L113 148ZM119 147V148H118ZM155 147V149H154ZM180 147V145L178 146ZM219 147V148H218ZM111 148V149H110ZM124 149L123 152L121 149ZM218 148V149H216ZM234 148H237V149H234ZM241 148V149H240ZM1 149V148H0ZM113 149V150H112ZM118 151H115L117 150ZM119 149H120V153L119 152ZM112 150V152H111ZM128 150V151H127ZM219 150V151H218ZM239 150V151H238ZM111 153H110V152ZM157 151V152H156ZM217 151V152H216ZM241 151V152H240ZM109 152V153H108ZM130 152H132L130 154ZM152 152H155L154 154H152ZM220 152V154H218ZM231 152V153H230ZM230 153V155H229ZM89 156H88V155ZM86 155H84V153H81L82 156H79L78 157V162H80L81 160V163H86L87 162V165L90 166V163H88L89 161L92 163L93 162V165L92 166V172L94 171L93 176L95 177H102L104 173L108 172V167H109V164H110V167H111V164H112V161H114L113 156L112 157H109V159H106V160H103V161H99V157L97 158L96 156H94V158H97V159H91V156L92 154L91 153H87ZM121 154V155H120ZM130 154V155H129ZM223 154V155H222ZM74 155V154H73ZM119 155V156H118ZM125 155L127 157H125ZM129 155V156H128ZM154 157H153V156ZM214 155V156H212ZM226 155V157H225ZM133 156V159H131ZM149 156V157H148ZM157 156V157H156ZM213 158H212V157ZM219 156V158H218ZM222 156V157H221ZM238 156V157H237ZM30 157V156H29ZM156 157V158H155ZM160 157V158H159ZM166 157L168 159H166ZM211 157V158H210ZM228 157V158H227ZM81 158V159H79ZM84 158V159H83ZM87 158V159H86ZM93 158V157H92ZM118 158V159H119ZM147 158V159H146ZM155 158V159H154ZM158 158V159H157ZM171 158V159H170ZM225 160H222L224 159ZM232 158V159H231ZM90 159V160H89ZM112 159V160H111ZM138 159V160H137ZM141 159V160H139ZM146 159V160H145ZM160 159V160H159ZM215 159V160H214ZM84 160V162H83ZM88 160V161H87ZM92 160V161H91ZM110 161L111 163H107L108 161ZM137 160V161H136ZM155 160V161H154ZM162 160V161H161ZM207 160V161H206ZM107 161V162H106ZM131 162V163H128V162ZM140 161V162H139ZM147 163V166L148 167H145L146 166V163ZM153 161V162H151ZM211 161H212V164H211ZM216 161V162H215ZM222 161V162H221ZM229 161V162H228ZM232 161V162H231ZM135 162H138L140 164V166L138 165V163L136 164ZM159 162V164L157 163ZM162 162V164H161ZM208 162V163H207ZM213 162H215V164H213ZM218 162V163H217ZM220 162V163H219ZM71 163V164H70ZM68 162L65 164V167L67 168L68 166V169H73L71 171V173H69L68 175H61L59 176V180L58 182H60L61 185H66L70 182H77L78 184L82 183V180L84 179V176L85 175H88L87 173H85L84 171H78L76 169V165L74 164L73 165V162ZM170 163V162H169ZM71 167H70V165ZM97 164V167L95 166ZM101 164V165H99ZM125 164V165H124ZM143 164V165H142ZM153 164V166H152ZM156 164V165H154ZM204 164V165H203ZM209 164V166H208ZM218 164V165H217ZM134 165L133 169H131V167ZM216 165V166H215ZM228 165V166H227ZM130 166V167H129ZM155 166V167H154ZM219 166V167H218ZM75 167V168H74ZM127 167H129L127 169ZM136 167V168H135ZM143 167V168H142ZM151 167H154V168H151ZM159 167V168H158ZM208 167V168H207ZM96 168V169H95ZM100 168V169H99ZM112 168V167H111ZM110 168V169H111ZM138 168V169H137ZM145 168V169H144ZM151 168V169H149ZM156 168V170H154ZM213 168V169H212ZM96 171H95V170ZM120 169H117L119 170L120 172H122ZM104 172H102V171ZM144 170V173L142 172ZM151 170V171H150ZM164 168L161 169L159 172H163ZM100 173H98V172ZM82 172H84L85 174H83ZM78 175H77V174ZM96 173V174H95ZM140 175H138V174ZM153 173V174H152ZM157 173V174H156ZM231 173V174H230ZM99 174V175H98ZM167 174V175H166ZM212 174V175H211ZM237 174L234 173V175ZM10 175V174H9ZM102 175V176H101ZM153 178H152V176ZM67 176V177H65ZM42 182L44 183H47V185L49 186L51 183H52V180H54V176L52 175V173H44L42 175ZM70 177V178H69ZM79 177V179H78ZM82 179H81V178ZM157 177V179H156ZM162 177V178H161ZM165 177V178H164ZM174 177V178H173ZM52 178V179H51ZM56 178V177H55ZM77 178V179H76ZM167 178V179H166ZM215 178V179H214ZM20 178L17 176V180H19ZM48 179V181L46 180ZM70 179V181H69ZM152 179V180H151ZM73 180V181H72ZM76 180V181H75ZM159 180V181H158ZM47 181V182H46ZM49 181H51L50 183H48ZM66 182V183H65ZM254 185V183L250 184L249 187H252ZM3 191V190H2ZM50 195H49V198L47 200L49 201H56V203H58V200H60V196L62 194H59V192L56 190V189H51L50 190ZM27 192V191H26ZM56 192H58V196H56ZM54 193V194H53ZM42 197L45 198V195L42 194L41 195V198L40 200L38 201L39 203V207L36 209L35 211V214H34V218H37L39 216H42L43 218L46 216V211L47 209L43 206H40L42 205L41 203V200ZM56 197V199H55ZM43 202V201H42ZM62 202H59L57 205H56V208H58V210L61 209V204ZM43 207V208H41ZM60 207V208H59ZM75 224L73 222H69L67 223L64 227H63V233L67 230H69V232L67 231V233H69L68 237L66 239V244H69L70 242H72V238H73V241L74 239H76V232H74V230H72L74 228ZM72 231V232H71ZM70 241V242H69Z\"/></svg>","mask_w":264,"mask_h":264},{"label":"water","instance_id":"3","mask_svg":"<svg viewBox=\"0 0 264 264\" xmlns=\"http://www.w3.org/2000/svg\"><path fill=\"white\" fill-rule=\"evenodd\" d=\"M73 6H74V3H72V4L70 5V7H69V10H70V11L73 9ZM9 30H10V24H9V22H8V23H6V25H5L4 32H3V35H2V42H3L4 45H7V44H8V40H9V37H10V35H9ZM23 33H24V35H25L26 38L30 39V35H29L26 31H23ZM33 80H34V74H30V75L28 76V83L31 84ZM2 84L4 85V82H3V81H2ZM44 96H45V100H46V103H45V105H46V110H47V111H50V110L53 108V105H52V104L50 105V104L48 103V99H49V89H48V88H45V90H44ZM30 97H32V98H37V97H38V93H37L36 89H34V91H32V93L30 94ZM54 102H55V101H54ZM11 103H14V108H15L16 111H20V110H21V107L19 106V103H20V102H16V101H13V100H12ZM43 115H44V116H47V114H46L45 112H44ZM51 127H54V126L51 125ZM159 132H160V131H159ZM162 132H163V131H162ZM164 133H166L167 136H169V134H171V133L168 134V132H164ZM56 136L59 137V136H58V133L56 134ZM48 146H50V145H48ZM2 151H6V148H1V149H0V153H1ZM49 160H50L49 157H45V158H44V162H45V163H48Z\"/></svg>","mask_w":264,"mask_h":264},{"label":"crops","instance_id":"4","mask_svg":"<svg viewBox=\"0 0 264 264\" xmlns=\"http://www.w3.org/2000/svg\"><path fill=\"white\" fill-rule=\"evenodd\" d=\"M4 87V85L2 84V81H0V89H2ZM2 91V90H0Z\"/></svg>","mask_w":264,"mask_h":264}]
</instances>
